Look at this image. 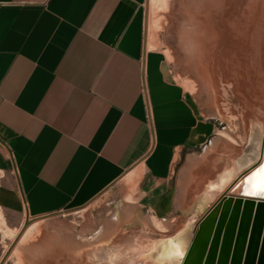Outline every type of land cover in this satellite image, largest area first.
Returning <instances> with one entry per match:
<instances>
[{
	"label": "crops",
	"instance_id": "1",
	"mask_svg": "<svg viewBox=\"0 0 264 264\" xmlns=\"http://www.w3.org/2000/svg\"><path fill=\"white\" fill-rule=\"evenodd\" d=\"M145 1L0 0V209L43 217L119 186L122 209L108 220L161 227L209 181L201 167L227 134L213 119L227 118L146 48ZM263 134L252 127L246 157L206 183L198 207L260 159L264 180ZM237 176L229 191L241 193ZM252 188L264 197V181Z\"/></svg>",
	"mask_w": 264,
	"mask_h": 264
},
{
	"label": "rangeland",
	"instance_id": "2",
	"mask_svg": "<svg viewBox=\"0 0 264 264\" xmlns=\"http://www.w3.org/2000/svg\"><path fill=\"white\" fill-rule=\"evenodd\" d=\"M202 1L146 0L145 36L146 48L163 53L176 80L188 89L187 79L196 81L190 90L198 104L202 106L209 96L227 118L213 120L218 130L235 141L221 135L223 152L213 154L209 166L201 167L211 181L232 171L235 161L246 157L252 127L263 129L264 0H210L205 11L210 37L201 54L192 57L179 46L178 30L189 18L190 8L197 10ZM210 112L217 115L214 110ZM245 169L241 167L223 187L213 190L207 201L204 199L202 209L204 203L198 207L194 200L207 192L203 188L209 181L203 183L202 189L194 193L192 204L177 207V218L160 221L161 227L154 221H143V217L142 221L136 220L133 214L118 226L115 214L108 220L116 209L121 212L119 186L103 191L83 207L43 217H25L0 209V264H179L180 258L171 262L155 260L152 255L155 257L161 249L152 254L154 242L193 224ZM256 176L259 179L251 186L256 184L260 191L264 181L260 168ZM229 193H240V184Z\"/></svg>",
	"mask_w": 264,
	"mask_h": 264
},
{
	"label": "water",
	"instance_id": "3",
	"mask_svg": "<svg viewBox=\"0 0 264 264\" xmlns=\"http://www.w3.org/2000/svg\"><path fill=\"white\" fill-rule=\"evenodd\" d=\"M263 140L264 134L260 148ZM233 183L193 224L162 239V243L179 239L181 255L175 257L179 264H264V198L231 194ZM159 245L160 241L156 250Z\"/></svg>",
	"mask_w": 264,
	"mask_h": 264
},
{
	"label": "bare ground",
	"instance_id": "4",
	"mask_svg": "<svg viewBox=\"0 0 264 264\" xmlns=\"http://www.w3.org/2000/svg\"><path fill=\"white\" fill-rule=\"evenodd\" d=\"M209 3H210V0H203L202 2H200V4L198 3L199 7L197 6V10L193 11V8H190L191 12L189 13V18L188 19L185 18V20L183 21V27L178 30V32H179V34H178L179 46L181 47V49L183 51L191 54L192 57H195L198 54H201L200 51L202 50V47L205 45L206 40L210 37L209 32L207 33L208 21L206 20L207 17H206V13H205L206 8L209 6ZM193 6H195V5H193ZM200 14H201V16H200ZM194 62H196V61H194ZM187 84H188L187 86L191 89V88H194L196 86V81L193 79H187ZM210 113H211V115L212 114L216 115L214 112H210ZM263 147H264V140L262 143V148ZM254 162L255 163H253L251 166H249L251 168L248 171H246L243 175L238 177V179L243 177L244 184H245L241 193L244 195H247V196L255 195V196L263 197V196L258 195L251 186L259 178H257V176H256L255 179L248 181V179L250 177H248L247 173L258 171L261 159L259 161H254ZM247 181H248L249 191H246ZM249 235H251V234H249V232H247V238L249 237ZM86 239L87 238H85L84 240H86ZM161 241H160V245H159V248L161 249L160 252L155 257L152 255V257L155 260H157L159 262H163V260L165 259L168 262H171L175 259L176 255H179V254L181 255V249H180L181 247L179 244L180 243L179 239L176 238L173 241H171V239H169L166 243H162ZM158 242L159 241L154 242V248H153L152 254H153V252L156 251L155 248L157 247Z\"/></svg>",
	"mask_w": 264,
	"mask_h": 264
}]
</instances>
